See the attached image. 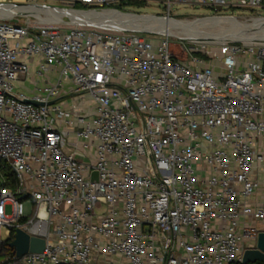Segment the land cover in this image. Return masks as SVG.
I'll return each instance as SVG.
<instances>
[{
	"label": "built area",
	"instance_id": "built-area-1",
	"mask_svg": "<svg viewBox=\"0 0 264 264\" xmlns=\"http://www.w3.org/2000/svg\"><path fill=\"white\" fill-rule=\"evenodd\" d=\"M123 1L0 0V228L44 240L0 264H233L264 232V43L180 58L169 35L92 19L264 0Z\"/></svg>",
	"mask_w": 264,
	"mask_h": 264
},
{
	"label": "rangeland",
	"instance_id": "rangeland-1",
	"mask_svg": "<svg viewBox=\"0 0 264 264\" xmlns=\"http://www.w3.org/2000/svg\"><path fill=\"white\" fill-rule=\"evenodd\" d=\"M133 2H138V4H133ZM122 7L118 6V8H122L126 12H134L138 14H144V15H165V9L162 7V4L159 0H130V1H123ZM79 7V6H78ZM170 15L172 20H157L152 18H144L140 19L143 22L146 23H153V24H170V25H179L186 20L189 21V24H196V23H202L203 21H207L210 24H216V22L213 19H206V20H197V19H204L209 17H229L233 19H222L220 21L223 22H229L230 25H234L231 29L230 25H221L220 27H215L211 32H222L225 35L223 38H215L211 35H181V34H169V40H170V46L171 49L180 57L184 58L187 57L190 52V47H199V45L203 44L206 45L209 50H215L216 46L223 43V42H236L239 44H245V45H254L259 43H264V33H257L258 35L254 37L252 40H242V39H232L229 37V34L232 35L233 33L237 32V30H245V28H249L251 26H255L258 23H264V20H262L261 16H264V10L263 9H256L254 11L246 10V9H235L233 12L231 10H220L217 15L214 14L211 10L207 9L206 7L199 6V5H192L187 3H176L172 4L170 8ZM122 15V14H118ZM124 17H128L125 15H122ZM175 19V20H174ZM235 21H238L242 23L241 25L237 26L234 24ZM227 20V21H226ZM220 24V23H219ZM254 30H250L247 32H253ZM160 34V33H159ZM142 36H146L148 34L141 33ZM26 87H28V84H25ZM16 89L20 90L21 88L16 87ZM2 164V163H1ZM0 175L3 179L6 178V188H9L11 190H14V184L11 180V177L9 174H7L5 171L0 169ZM22 206H23V213L28 216L31 215V208L32 204L29 198H25L21 200ZM12 208L11 205L8 204L5 207V213L7 215L11 214ZM7 234L5 232V228H0V241L6 240ZM236 264V263H233Z\"/></svg>",
	"mask_w": 264,
	"mask_h": 264
},
{
	"label": "bare ground",
	"instance_id": "bare-ground-1",
	"mask_svg": "<svg viewBox=\"0 0 264 264\" xmlns=\"http://www.w3.org/2000/svg\"><path fill=\"white\" fill-rule=\"evenodd\" d=\"M61 14H72L71 12H62ZM59 14V16L61 15ZM76 15V14H75ZM125 15V14H122ZM122 15H118V13L116 14H112V12H106L100 15H93L92 19H94L96 22H101L103 21V19L105 20L106 18H111V20L115 21V20H127V26L129 27H136L139 29H144V30H148V31H153L156 33H160V34H165V35H174V34H181V35H196V36H200L202 34L204 35H211L215 38H223V36L225 35L222 32H211V30H213L215 27H220L221 25H230L229 22H223L220 21L222 19H233V18H229V17H212V18H204V19H197V20H206V19H213L216 24H210L207 21H203L202 23H196V24H189V21L186 20L185 22L179 24V25H170V24H153V23H146L141 21L140 19H144V18H151L148 16H131V15H125L128 17H124ZM152 19H157L165 21V20H172V19H164V18H152ZM227 21V20H226ZM234 24H236L237 26L241 25L242 23L235 21L234 19ZM220 23V24H219ZM231 29H234L233 26L234 25H230ZM240 29V28H237ZM235 29V33H233L232 35L229 34V37L232 39H242V40H252L254 37H256L258 34L257 33H264V23H258L255 26H251L248 29L247 28H243L245 30H237ZM250 30H254L253 32H247Z\"/></svg>",
	"mask_w": 264,
	"mask_h": 264
},
{
	"label": "water",
	"instance_id": "water-1",
	"mask_svg": "<svg viewBox=\"0 0 264 264\" xmlns=\"http://www.w3.org/2000/svg\"><path fill=\"white\" fill-rule=\"evenodd\" d=\"M95 174L94 172V180ZM24 198L25 196H21V199ZM9 245L14 250L15 256L19 258L28 252H41L44 247V240L42 238L31 237L21 230H16ZM255 262H264V232L258 233L255 247L245 249L240 261L241 264Z\"/></svg>",
	"mask_w": 264,
	"mask_h": 264
},
{
	"label": "trees",
	"instance_id": "trees-1",
	"mask_svg": "<svg viewBox=\"0 0 264 264\" xmlns=\"http://www.w3.org/2000/svg\"><path fill=\"white\" fill-rule=\"evenodd\" d=\"M133 4H138V2H133ZM121 5L120 7H122ZM79 8H83V6H79ZM118 9H122V8H118ZM10 241H11V238H7L6 240L0 241V260H3L7 257H13L14 251L9 245ZM236 264H241V263L236 262ZM248 264H264V262H255V263H248Z\"/></svg>",
	"mask_w": 264,
	"mask_h": 264
},
{
	"label": "crops",
	"instance_id": "crops-1",
	"mask_svg": "<svg viewBox=\"0 0 264 264\" xmlns=\"http://www.w3.org/2000/svg\"><path fill=\"white\" fill-rule=\"evenodd\" d=\"M34 71V66L31 65V69H30V74H31V79L29 80H23V78L20 77V79L18 81L15 82V86L21 88L20 91L29 94L31 89H32V85L37 83V84H43L41 83L42 81L40 80H36V78L34 77L33 74ZM25 84H28V87L25 86Z\"/></svg>",
	"mask_w": 264,
	"mask_h": 264
}]
</instances>
